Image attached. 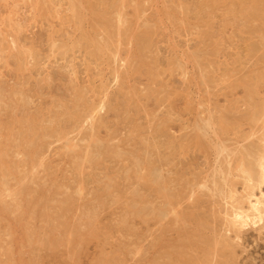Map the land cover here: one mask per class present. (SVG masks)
<instances>
[{
  "label": "rangeland",
  "instance_id": "1",
  "mask_svg": "<svg viewBox=\"0 0 264 264\" xmlns=\"http://www.w3.org/2000/svg\"><path fill=\"white\" fill-rule=\"evenodd\" d=\"M263 156L264 0H0V264H264Z\"/></svg>",
  "mask_w": 264,
  "mask_h": 264
},
{
  "label": "bare ground",
  "instance_id": "2",
  "mask_svg": "<svg viewBox=\"0 0 264 264\" xmlns=\"http://www.w3.org/2000/svg\"><path fill=\"white\" fill-rule=\"evenodd\" d=\"M108 3H109V1H108ZM142 45V44H141ZM252 117V116H251ZM21 124V123H20ZM28 126H30V128L31 127H34L33 125H31V124H28ZM35 128V127H34ZM38 137H37V134H35V132H34V134L32 133V134H30V136H24V141L25 142H27V143H33L36 139H37ZM262 149V148H261ZM263 154V153H262ZM241 155V154H240ZM263 158H264V156H263ZM252 163V162H251ZM260 163V173H261V176H260V178L259 179H261V180H264V161H261V162H259ZM238 164V163H237ZM235 166V165H234ZM244 166V165H243ZM259 166V165H258ZM245 167V166H244ZM141 168V167H140ZM254 168V167H253ZM234 169V168H233ZM256 169V168H255ZM254 169V170H255ZM253 171V170H252ZM241 172V171H240ZM240 174V173H239ZM133 176V175H132ZM245 177V176H244ZM148 178V177H147ZM253 179V178H252ZM251 181V180H250ZM252 182V181H251ZM251 182H249V183H251ZM262 182V181H261ZM253 185V184H252ZM256 186V185H255ZM251 187H253V186H251ZM258 187V186H257ZM145 188V187H144ZM256 188V187H255ZM260 188V187H259ZM234 192H236V191H234ZM253 193V192H252ZM232 194H233V192H232ZM237 194V193H236ZM236 194H234V195H236ZM252 196H254L253 194H250V197H249V200H248V202H249V204H248V206H247V208L246 207H244L243 205H240L241 203L239 202V204H238V207H235L236 209L233 211V213H232V219H231V222H232V224L236 227H239V229H241V231H242V229L243 228H245V227H247L251 222H253V223H256L257 222V220L258 221H261L262 219H264L263 218V216H264V195H263V193H262V195H261V197H257V196H254L255 197V199H251V197ZM259 196V195H258ZM233 198V197H232ZM236 200V199H235ZM237 202V201H236ZM235 202V203H236ZM247 202V201H246ZM240 205V206H239ZM226 214H228V213H226ZM230 217V216H229ZM230 224V223H229ZM26 229V228H25ZM29 229V228H28ZM238 229V230H239ZM31 236V235H30ZM230 247V246H229Z\"/></svg>",
  "mask_w": 264,
  "mask_h": 264
}]
</instances>
